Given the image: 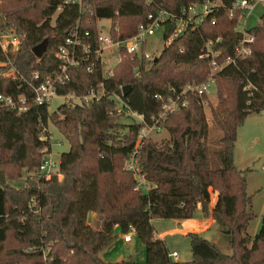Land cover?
I'll use <instances>...</instances> for the list:
<instances>
[{
  "label": "trees",
  "instance_id": "16d2710c",
  "mask_svg": "<svg viewBox=\"0 0 264 264\" xmlns=\"http://www.w3.org/2000/svg\"><path fill=\"white\" fill-rule=\"evenodd\" d=\"M193 1L200 0H82L80 4L0 0V30L13 27L19 38L15 48L0 49V94L15 100L20 95L26 98V109L21 111L0 103V264H264V214L258 231L249 234L246 226L253 213L246 176L250 168L240 169L234 162L238 125L249 113L264 107V9L259 21L248 28L254 35L252 52L216 72L215 104L207 93L186 92L181 99H187V104L167 111L159 120L169 136L142 138L138 164L149 182L147 188H135L133 172L124 167L141 122L129 114L108 113L115 104L110 93L88 103H61L49 111L47 102L34 101L33 90L25 81L3 75L10 67L27 77L34 69L46 74L57 68V42L52 36L64 37L78 20L80 30L89 29V43L95 48L97 18H110L113 38H125L147 21L149 12L164 8L178 15ZM233 1L221 0L218 10L208 13L195 28L173 35L152 60L145 61L143 55L132 57L121 47V59L111 75L102 77L100 61L91 70L85 65L73 66L69 81L58 90L82 93L103 79L109 92L121 93L119 85L129 84L123 98L150 122L152 115L163 110L157 93L166 98L187 82L206 79L210 58L199 57L206 39L221 36L214 45L222 51L218 61L233 54L242 36L235 28L236 19L228 15ZM173 27L174 21L169 19L162 30L164 38L172 35ZM44 38L47 46L38 64L31 49ZM144 46L145 42L142 49ZM180 47L183 51L179 54ZM205 101L211 122L219 129L214 141L209 139L211 122ZM123 117L130 120L122 121ZM49 122L69 144L59 155L62 178L53 174L50 179L29 180L19 188L11 186L8 180L18 175L20 168H38L50 150V141L40 137ZM211 191H217L212 209ZM31 197L36 200L33 206L29 205ZM198 206L202 215L211 214L215 219L230 251L193 231L186 234L191 259L171 262L151 220L190 218ZM90 211L96 214L99 226L87 221ZM129 224L145 245V261H104L100 251L117 238L116 228L123 233ZM10 233L19 245L6 250ZM44 246H48L45 256Z\"/></svg>",
  "mask_w": 264,
  "mask_h": 264
},
{
  "label": "built area",
  "instance_id": "2783aa9c",
  "mask_svg": "<svg viewBox=\"0 0 264 264\" xmlns=\"http://www.w3.org/2000/svg\"><path fill=\"white\" fill-rule=\"evenodd\" d=\"M82 0H63L64 3H78ZM261 3L264 6V0H234L232 5L228 9L229 17L236 19L235 28L242 32V36L234 47L232 55H228L223 60L218 61L216 58L222 54L221 49H215L214 45L221 41V36L214 38H208L204 41L200 48L199 57H209L211 69L206 79L200 82H187L176 92L175 87L170 86L169 89L176 92L174 95H169L164 98L160 93L156 94V98L162 99V111L159 115H152L150 122L144 119L142 114L132 110L126 100L123 98L122 86L119 85L121 93L117 91H108L104 85L103 79L97 83H91L86 87L82 93H76L75 91L61 92L58 87L65 84L70 79V68L73 66L85 65L88 70L93 69L96 65V61L102 63V77H107L113 73V67L120 61L121 53L120 48L123 47L125 51L138 58H145V61H150L154 58L155 54H152L142 49L143 42H147V36L154 34L157 30H163L164 24L167 21L173 20L174 27L172 35L164 38L165 43L170 42L173 35L183 32L186 28H195L203 18L210 12L218 10L222 2L221 0H200L193 1L181 14L175 15L164 8H159L156 11L149 12L147 15V21L141 22L137 26V30L130 36L125 38H113L111 35V19L105 18L110 21V25L106 32L99 29V19H96L97 33L95 34V41L97 45L95 48L91 47L89 38L92 36L89 29L80 30L79 20L77 23L66 33L64 37L52 36V39L57 42L55 57L58 60L57 68L46 74H41L38 69L31 71L30 76H23L14 67H10L3 72V75L10 78H19L25 81L29 87L33 90V99L36 103L42 104L48 102L53 96H59L64 99L63 103L81 104L88 103L92 100H96L106 93L109 94L114 100V106L108 109V113H125L136 118L141 122L138 138L135 143V147L130 153L129 157L125 160L124 167L131 170L134 177L137 180L135 188L145 187L147 188L149 182L146 180L144 174L140 172L138 164V152L142 143V138L148 136L153 131L157 132L163 127L159 124V120L165 115L167 111H172L180 106L187 104V99H181V96L186 92H196L199 95L204 93L209 94L211 87L215 83V74L218 70L222 69L224 65L235 62L238 57H245L252 52V43L254 41V35L249 32L246 27V17L249 14L255 3ZM60 6L57 7L59 9ZM213 20V19H212ZM241 25L239 28L238 25ZM19 38L16 35L13 27H5L0 30V49L6 51L8 48H15L18 45ZM183 47L178 49L177 53H181ZM42 56L37 57L38 64L42 63ZM135 75L139 74V71L134 68ZM25 96L15 100L10 95L0 94V103L2 106H17L18 110L26 109ZM264 111V107L261 109ZM41 139L51 140L52 134L48 130L47 126L42 128L40 135ZM37 170L41 173L39 177L50 179L53 174H56L58 179L62 178V173L59 170V158L55 159L51 156L50 150L43 156L41 162L38 165ZM36 204L34 197L30 198V206ZM133 234H135V228L129 224L125 232H123V240L130 241ZM48 246H44V252L47 251ZM168 256L171 262L176 261L178 257L177 250L173 249L168 252ZM172 264V263H169Z\"/></svg>",
  "mask_w": 264,
  "mask_h": 264
},
{
  "label": "rangeland",
  "instance_id": "374dc122",
  "mask_svg": "<svg viewBox=\"0 0 264 264\" xmlns=\"http://www.w3.org/2000/svg\"><path fill=\"white\" fill-rule=\"evenodd\" d=\"M263 9L264 6L259 2L253 5L246 17L247 28L254 26L259 21V15ZM54 16L55 13L52 15V21ZM109 25L110 21L108 19H99V29L101 31L106 32ZM238 26L239 28L241 27L240 24ZM164 44L165 40L162 32L161 30H157L154 34L147 36V42L144 47L146 51L152 54H157L163 48ZM208 96L211 103L215 104L216 92L214 85L211 87V92ZM63 102L64 99L62 97H51L47 102L48 110H55ZM206 103L207 102L205 101V113L208 120L211 122V113ZM121 119L126 122L130 120V118L124 117ZM47 127L52 134V138L50 140V154L55 159H58L62 151L68 150L69 144L63 134L53 123L49 122ZM218 133L219 129L213 122H211L209 127L210 141H214V139L218 136ZM148 135H151L153 139L160 140L162 138H167L169 133L165 128L161 127V129L157 132L151 131ZM236 135L234 162L242 169L250 168L246 176L247 193L251 196L249 210L253 213V217L250 221H259L261 215L264 213V111L249 113L243 122L238 125ZM40 175L41 173L37 170V168H20L19 174L13 179L8 180V183L15 188H19L29 182V180L36 181ZM95 220L96 214L93 211L88 213L87 221L91 223L93 227H96L97 225L99 226V224L95 223ZM151 221L154 227V234L156 236L160 237L159 233L163 232V237L160 238L164 240L168 250H177V261H189L191 259V251L188 236L180 232H173V227L179 226V223H177V221L173 218L165 217H155ZM116 232H118L117 238L108 247L100 251V257L107 262H144L146 251L145 245L140 238L136 234H133L132 239L126 242L123 240V233L120 232L119 228L116 229ZM122 241L125 242L124 245L122 244L119 246ZM216 244L221 248V250L225 252L230 251L229 244L223 236L218 238ZM17 245H19L18 241L14 235L10 233L5 243V249L9 250ZM43 253L45 256L46 252ZM17 264L23 263L17 262Z\"/></svg>",
  "mask_w": 264,
  "mask_h": 264
},
{
  "label": "crops",
  "instance_id": "0c3cea01",
  "mask_svg": "<svg viewBox=\"0 0 264 264\" xmlns=\"http://www.w3.org/2000/svg\"><path fill=\"white\" fill-rule=\"evenodd\" d=\"M216 198H217V191H211L210 192V202H209L210 209H212V207L214 206ZM89 213H91V211ZM173 219L177 221V223H179V226L173 227V232L176 231V232H180L185 235L188 232H193V231L199 232L206 238L211 239L212 241L216 243H217L218 238L222 237V233L220 231L218 224L215 222V219L212 217L211 214H209L208 216L202 215L200 212L199 206L193 217L183 218V219H178V218H173ZM260 222H261V217L259 221L258 220L249 221L246 227L247 232L250 234H255L260 227ZM159 236L163 237V232L159 233ZM124 243L125 242L122 241L119 244V246H121L122 244L124 245Z\"/></svg>",
  "mask_w": 264,
  "mask_h": 264
},
{
  "label": "water",
  "instance_id": "95a60500",
  "mask_svg": "<svg viewBox=\"0 0 264 264\" xmlns=\"http://www.w3.org/2000/svg\"><path fill=\"white\" fill-rule=\"evenodd\" d=\"M46 46H47V39L44 38L42 41L34 45L31 50L36 57H40L44 54L46 50ZM129 90H130L129 84H125L122 86V91L124 95L127 94Z\"/></svg>",
  "mask_w": 264,
  "mask_h": 264
}]
</instances>
